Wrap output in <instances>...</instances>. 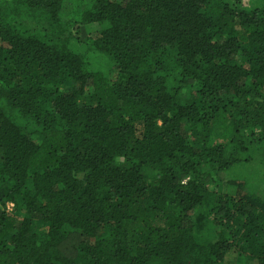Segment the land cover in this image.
<instances>
[{
	"label": "trees",
	"instance_id": "16d2710c",
	"mask_svg": "<svg viewBox=\"0 0 264 264\" xmlns=\"http://www.w3.org/2000/svg\"><path fill=\"white\" fill-rule=\"evenodd\" d=\"M230 258L264 264V0H0V264Z\"/></svg>",
	"mask_w": 264,
	"mask_h": 264
},
{
	"label": "rangeland",
	"instance_id": "374dc122",
	"mask_svg": "<svg viewBox=\"0 0 264 264\" xmlns=\"http://www.w3.org/2000/svg\"><path fill=\"white\" fill-rule=\"evenodd\" d=\"M98 23H91V24H85L81 25L78 29V34L81 38H86L88 34H90L93 30H96L98 28ZM11 205H9V209ZM234 259L230 258V262L233 264Z\"/></svg>",
	"mask_w": 264,
	"mask_h": 264
}]
</instances>
